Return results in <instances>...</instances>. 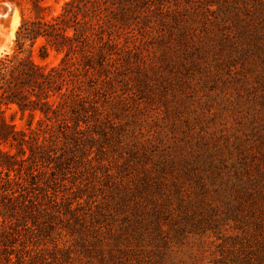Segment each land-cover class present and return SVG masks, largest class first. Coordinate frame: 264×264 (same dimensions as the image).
I'll return each mask as SVG.
<instances>
[{"label": "rangeland", "instance_id": "1", "mask_svg": "<svg viewBox=\"0 0 264 264\" xmlns=\"http://www.w3.org/2000/svg\"><path fill=\"white\" fill-rule=\"evenodd\" d=\"M66 1L44 0L51 14ZM20 23L19 8H0V58L14 52ZM249 55L209 84L186 74V85L139 91L126 85L134 74L118 73L119 96L105 88L96 99L117 111L120 143L107 120L69 140L64 168L47 175L42 212L8 229L0 264H264V54ZM32 56L45 67L61 58L39 48ZM106 127L108 138L92 140Z\"/></svg>", "mask_w": 264, "mask_h": 264}, {"label": "trees", "instance_id": "2", "mask_svg": "<svg viewBox=\"0 0 264 264\" xmlns=\"http://www.w3.org/2000/svg\"><path fill=\"white\" fill-rule=\"evenodd\" d=\"M4 5L19 8L21 23L14 52L0 58V242L10 227L28 228L42 212L47 175L64 168L69 140L103 120L119 127L121 139L117 111L96 97L105 88L119 96L122 70L134 74L126 85L139 91L170 79L186 85V74L209 84L218 68L231 71L249 54H264V0H67L55 14L44 0H0ZM36 48L42 58L60 55L59 64H37ZM78 234L83 255L93 258L87 234Z\"/></svg>", "mask_w": 264, "mask_h": 264}]
</instances>
